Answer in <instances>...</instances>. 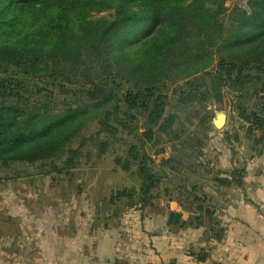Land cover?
Segmentation results:
<instances>
[{
    "label": "rangeland",
    "instance_id": "rangeland-1",
    "mask_svg": "<svg viewBox=\"0 0 264 264\" xmlns=\"http://www.w3.org/2000/svg\"><path fill=\"white\" fill-rule=\"evenodd\" d=\"M248 1L226 3V13L217 20L215 45L204 54L209 63L207 71L217 69L222 57L238 64L250 59L252 66L259 65L257 57H262L264 65V46L255 47L250 53L234 45L242 12H250ZM86 14L90 20H112L115 12L92 10ZM141 41L133 48H138ZM116 69L115 66L111 71L117 72ZM190 71L194 70L187 74L185 70L175 72L162 90L166 95V115L178 117L167 134L155 129L153 141L141 136L147 128V114L143 108L130 111L125 103L127 94L137 91V84L118 77L105 86V96L112 100L106 106L91 108L84 116L85 123L57 146L51 157L36 164L0 167V264H51L50 255L44 251L58 247L66 255L68 248L73 247L70 236L75 231H87L91 224L96 232L118 227L122 238L124 235L126 239H137L135 233L129 236L126 224L141 210L139 204L149 195L154 196L151 203L156 209L162 201L177 200L190 214L187 223L193 220L198 205L211 211L216 208L211 193L217 179L224 175L232 179L233 173L238 175L242 171L243 180L244 153L259 152L264 141L260 130L250 132V124L239 112L242 107L264 116V71L247 70L245 74L250 73L252 79L226 84L221 102L213 97L203 102L183 100L181 87L194 77L188 75ZM91 75L97 84L107 77H101L98 67ZM30 85L34 91L38 87L48 89L41 94L34 92L30 104L45 105L50 113L61 112L68 104L81 103V85L71 86L73 92L69 94H61L38 79H30ZM221 113L227 121L217 129L213 119ZM130 115H134V121ZM102 144L106 145L104 153L100 150ZM131 151L137 154L136 159ZM231 156L233 161L237 160V168L232 169V164L227 163ZM126 161L131 164L128 171L122 167ZM223 162L225 165L221 166L219 163ZM141 167L159 179L148 195L141 192L145 184ZM52 171L59 173L52 175ZM216 219L214 212L212 220ZM68 258L61 257V263Z\"/></svg>",
    "mask_w": 264,
    "mask_h": 264
},
{
    "label": "trees",
    "instance_id": "trees-1",
    "mask_svg": "<svg viewBox=\"0 0 264 264\" xmlns=\"http://www.w3.org/2000/svg\"><path fill=\"white\" fill-rule=\"evenodd\" d=\"M228 1L0 0V167L36 164L51 157V152L85 123L84 116L91 108L106 106L112 100L105 96V86L115 82L114 78L137 84V91L128 93L125 103L130 111L144 109L147 128L141 136L153 141L155 129L167 134L178 118L166 115L162 91L175 72L194 70L188 72L194 77L181 87L183 100L203 102L213 97L221 102L226 84L252 79L250 73L245 74L247 70L264 71L262 57H257L260 64L254 66L250 59L238 64L222 57L217 69L207 71L204 54L215 45L217 20L226 13ZM248 6L250 12H242L234 45L251 53L264 46V0H249ZM92 10H114V18L90 20L86 13ZM140 41L139 47L133 48ZM115 66L117 72L111 71ZM96 67L102 78L107 76L98 84L91 75ZM30 79H38L61 94L73 92L71 86L90 87H81L80 104H68L63 111L50 113L45 105L30 104L34 92L48 91L46 87L34 91ZM239 112L250 124V132L256 128L264 139V116L242 107ZM105 146L101 145V153ZM131 155L137 158L135 151ZM130 166L129 161L122 164L126 171ZM141 168L145 177L141 192L148 195L159 179ZM57 172L52 171V175ZM238 173L217 182L240 187L242 171ZM153 198L143 199L141 210L153 206ZM213 211L198 205L193 220L184 224L207 226L210 236L220 240L224 230L212 220Z\"/></svg>",
    "mask_w": 264,
    "mask_h": 264
},
{
    "label": "crops",
    "instance_id": "crops-1",
    "mask_svg": "<svg viewBox=\"0 0 264 264\" xmlns=\"http://www.w3.org/2000/svg\"><path fill=\"white\" fill-rule=\"evenodd\" d=\"M244 157L242 186H213L216 220L224 230L220 240L207 226L185 225L190 214L177 200H167L128 219L125 230L137 239L122 238L118 227L96 232L91 224L70 236L73 247L66 255L58 247L44 252L51 264H264V141L259 152ZM227 158L232 169L238 167ZM64 256L69 258L61 263Z\"/></svg>",
    "mask_w": 264,
    "mask_h": 264
},
{
    "label": "water",
    "instance_id": "water-1",
    "mask_svg": "<svg viewBox=\"0 0 264 264\" xmlns=\"http://www.w3.org/2000/svg\"><path fill=\"white\" fill-rule=\"evenodd\" d=\"M226 121H227V117L225 114L223 113L217 114L216 117L213 119V125L215 126V128L221 129L226 124Z\"/></svg>",
    "mask_w": 264,
    "mask_h": 264
}]
</instances>
